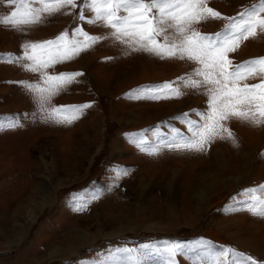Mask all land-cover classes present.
<instances>
[{
    "label": "rangeland",
    "instance_id": "374dc122",
    "mask_svg": "<svg viewBox=\"0 0 264 264\" xmlns=\"http://www.w3.org/2000/svg\"><path fill=\"white\" fill-rule=\"evenodd\" d=\"M258 3L209 0L208 6L231 17ZM12 10L0 4V15ZM79 10L65 9L22 29L0 25V264H93L114 248L198 241L235 248L264 264V217L248 210L249 196L238 195L264 185V124L232 118L225 126L236 142L216 139L204 152L142 151L129 136L157 126L161 138L170 137L172 128L187 134L176 117L189 113L199 120L194 113L207 109L206 88L177 83L184 95L160 101L126 94L141 85L178 82L198 65L133 50L102 23L78 21ZM85 16L92 18L88 12ZM226 23L209 19L195 28L214 34ZM77 27L101 39L47 69L49 75L83 76L41 110L35 93L23 86H44L40 73L25 69L30 62L23 58V45L64 32L71 36ZM8 54L18 59H3ZM260 57L264 34L229 54L234 63ZM260 82L257 76L242 83ZM82 104L91 107L71 124L48 117L51 108ZM13 122L18 126L7 127ZM145 138L157 142L152 131ZM205 247L196 251L203 253ZM175 261L192 264L193 253H178ZM148 264L163 262L156 257Z\"/></svg>",
    "mask_w": 264,
    "mask_h": 264
},
{
    "label": "snow or ice",
    "instance_id": "6c2138e0",
    "mask_svg": "<svg viewBox=\"0 0 264 264\" xmlns=\"http://www.w3.org/2000/svg\"><path fill=\"white\" fill-rule=\"evenodd\" d=\"M208 3L209 0H79L78 5V0H0V4L13 9L9 14L0 15V25L22 29L39 24L46 16L79 7L78 21L92 25L102 23L112 30L114 39L133 50H142L161 58L186 59L198 65L190 76L182 77L178 82L141 85L126 94L129 99L160 101L179 99L184 95L174 84L192 89L204 86L208 97L207 109L194 113L199 120L191 119L189 113L176 117L186 126L187 134L172 128L170 137L161 138L160 126H157L133 134L128 139L149 155H158L162 147L204 152L216 139L236 142L232 130L225 126V122L232 118L257 126L264 124V57L240 63H234L229 58V54L236 52L242 42L264 34V0L231 17L222 15ZM85 12L91 13L92 18H86ZM209 19L227 23L222 31L214 34L196 30V25ZM100 39L77 27L71 36L64 32L54 40L23 45V58L30 62L25 69L40 73L44 84L43 87L27 83L23 86L35 93L41 110L52 96L83 76L82 72L49 75L47 69L73 59ZM3 59L12 62L18 58L8 54ZM257 76L261 78L260 83H242ZM89 107L91 104L54 107L48 111V117L59 124H71ZM16 126L15 122L7 125L9 128ZM0 130H4L3 125H0ZM147 131H152L157 142L150 143L145 138ZM257 193H264V185L246 189L238 195L249 196L248 210L264 217V198ZM201 245L206 246L203 253L196 251ZM188 252L193 253L192 264H257L253 257L235 248L216 249L207 241H198L193 246L166 243L163 247L142 244L139 248H114L107 257L97 258L93 264H148L156 257L163 264H176V255Z\"/></svg>",
    "mask_w": 264,
    "mask_h": 264
},
{
    "label": "bare ground",
    "instance_id": "6f19581e",
    "mask_svg": "<svg viewBox=\"0 0 264 264\" xmlns=\"http://www.w3.org/2000/svg\"><path fill=\"white\" fill-rule=\"evenodd\" d=\"M198 195H200V194H198ZM198 195H197V196H198ZM74 252H75V251H74Z\"/></svg>",
    "mask_w": 264,
    "mask_h": 264
}]
</instances>
